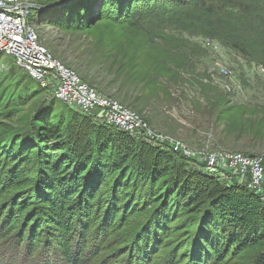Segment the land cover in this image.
Returning <instances> with one entry per match:
<instances>
[{
	"label": "trees",
	"instance_id": "obj_1",
	"mask_svg": "<svg viewBox=\"0 0 264 264\" xmlns=\"http://www.w3.org/2000/svg\"><path fill=\"white\" fill-rule=\"evenodd\" d=\"M61 8L63 28L151 22L210 37L264 67V0H74ZM8 72L21 83L15 97L0 91V264H152L162 256L159 264H264L263 195ZM138 75L118 78L143 81Z\"/></svg>",
	"mask_w": 264,
	"mask_h": 264
},
{
	"label": "rangeland",
	"instance_id": "obj_2",
	"mask_svg": "<svg viewBox=\"0 0 264 264\" xmlns=\"http://www.w3.org/2000/svg\"><path fill=\"white\" fill-rule=\"evenodd\" d=\"M62 9L53 13L31 10L30 19L41 44L80 80L85 77L84 83L131 107L157 134L190 148L264 154V67L260 63L215 40L225 49L220 59L202 46V36L155 28L151 22L137 28L105 22L84 29L63 28L66 24L55 20L64 14ZM122 62L127 68H119ZM222 65L229 77L219 73ZM10 69L21 74L9 58H0V91L15 97L21 82L5 76ZM121 70L144 79L139 75L136 82L118 78ZM121 97L143 105L137 110ZM162 257L151 263L159 264ZM35 264L44 262L37 259Z\"/></svg>",
	"mask_w": 264,
	"mask_h": 264
},
{
	"label": "built area",
	"instance_id": "obj_3",
	"mask_svg": "<svg viewBox=\"0 0 264 264\" xmlns=\"http://www.w3.org/2000/svg\"><path fill=\"white\" fill-rule=\"evenodd\" d=\"M45 0H0V54L33 80L40 83L50 96L65 106L92 117L98 122L144 139L189 158L195 169L213 176L227 185L250 188L264 196V154L193 149L168 136L157 134L130 108L102 95L84 83L72 71L58 62L41 44L36 26L31 22V9ZM201 44L223 58L225 49L210 37H201ZM219 73L229 77L225 66Z\"/></svg>",
	"mask_w": 264,
	"mask_h": 264
},
{
	"label": "water",
	"instance_id": "obj_4",
	"mask_svg": "<svg viewBox=\"0 0 264 264\" xmlns=\"http://www.w3.org/2000/svg\"><path fill=\"white\" fill-rule=\"evenodd\" d=\"M72 1L74 0H45L44 2L38 3L36 5H31V4L26 5V8L36 11H44V10L50 11L59 7L66 6ZM95 21H96V17H94V19H92L91 22L94 23Z\"/></svg>",
	"mask_w": 264,
	"mask_h": 264
},
{
	"label": "flooded vegetation",
	"instance_id": "obj_5",
	"mask_svg": "<svg viewBox=\"0 0 264 264\" xmlns=\"http://www.w3.org/2000/svg\"><path fill=\"white\" fill-rule=\"evenodd\" d=\"M60 8V7H59ZM44 12H48V10H44Z\"/></svg>",
	"mask_w": 264,
	"mask_h": 264
}]
</instances>
